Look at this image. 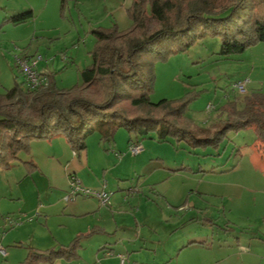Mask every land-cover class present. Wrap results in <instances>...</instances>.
I'll return each instance as SVG.
<instances>
[{
    "label": "crops",
    "instance_id": "crops-1",
    "mask_svg": "<svg viewBox=\"0 0 264 264\" xmlns=\"http://www.w3.org/2000/svg\"><path fill=\"white\" fill-rule=\"evenodd\" d=\"M132 1L74 0L67 7L75 9L78 17H85L94 29L116 25L127 30L131 22L126 10ZM233 62L232 71L239 76L237 81H248L247 94H264V43L244 51ZM62 139L63 136H56L32 141L25 163L35 169L27 168L20 181L12 179L14 191L0 195V204L6 208L0 213V247L5 244L7 248H3L5 255H0L3 259L0 264H19L26 257L27 252H19L20 246L16 245L21 231H31L28 236L31 242L66 246L63 242H71L92 230L95 233L82 241L78 260H59L53 264H118V254L126 255L136 264H264V159L259 151L264 146L256 144V137L239 145L237 151L232 150L231 168L226 169L219 161L213 166L198 167L196 174L201 185L197 186L192 202L187 190L178 201L168 200L163 194L161 201L166 204L163 209L150 206L137 212L132 208L140 204L138 198L130 195L126 199L119 193L123 188L120 189V175L115 171L125 165L123 160L117 161L118 165L110 162L106 152L111 142L108 147L98 145L91 159L88 148L75 154ZM70 173L79 177L84 187L96 190L102 188L105 178L107 189L113 180L115 186L109 203L103 206L95 197L66 203L65 180ZM173 175L185 178L180 173ZM223 175H231L232 182H219ZM57 180L61 185H57ZM57 189H62L63 195ZM151 209L158 210L157 219ZM5 216L19 219L20 225L16 229L7 227L3 222ZM221 222L250 236H245L244 241L221 242L219 236L215 240L212 235L203 234L206 225L219 228ZM189 224L200 225L201 230L191 235L182 233L181 229ZM89 247L92 259L81 255ZM107 251L111 256H104Z\"/></svg>",
    "mask_w": 264,
    "mask_h": 264
},
{
    "label": "trees",
    "instance_id": "trees-1",
    "mask_svg": "<svg viewBox=\"0 0 264 264\" xmlns=\"http://www.w3.org/2000/svg\"><path fill=\"white\" fill-rule=\"evenodd\" d=\"M74 0H60L63 12ZM131 26L96 28L91 64L80 72L81 86L58 89L53 74L49 85L30 91L24 83L0 94V168L8 169L28 154L34 140L63 136L75 154L87 148L86 138L97 134L101 141H113L124 129L129 143L155 133L156 139L184 141L192 148L217 150L229 131L253 129L264 146V94L253 92L222 108L225 120L206 129L197 128L185 117L188 101L150 102L154 74L144 57L164 60L172 53L188 50L198 38L210 32L220 38L219 56H236L264 43V0H133L126 10ZM32 11L5 18L14 26L33 20ZM155 26L149 30V23ZM201 26L200 32H197ZM155 46L163 51L153 52ZM155 50V49H154ZM156 54V55H155ZM264 159V147L260 150ZM29 171L35 166L24 163ZM88 234L76 236L68 245L53 249L30 248L19 264H53L79 259Z\"/></svg>",
    "mask_w": 264,
    "mask_h": 264
},
{
    "label": "rangeland",
    "instance_id": "rangeland-1",
    "mask_svg": "<svg viewBox=\"0 0 264 264\" xmlns=\"http://www.w3.org/2000/svg\"><path fill=\"white\" fill-rule=\"evenodd\" d=\"M27 11H32L33 20L17 26L3 23L5 18ZM77 14V11L70 6L61 12L59 0H0V94L11 89L15 84H23V76L14 59L15 56H40L41 61L36 70L40 73L53 74L58 89L70 90L81 86L80 72L91 64L90 52L95 47V38L92 34L94 28L89 21L85 17H78ZM154 26L155 23L150 21L148 29L152 30ZM119 29L124 28L119 26ZM200 30L201 26L198 27L197 32ZM220 45V38L209 32L204 37L198 38L186 51H179L173 46V52L164 60L158 58L153 60L152 56L144 57L145 61L152 65L154 74L150 102L156 104L162 100L188 101L185 117L200 129H206L212 124L225 120L222 108L227 103L236 102L237 107L242 108V100L247 95V89L243 94L232 89L239 77L232 71L233 61L238 55L222 58L219 56ZM154 49L153 52L163 51L161 46H155ZM207 105H210L208 110ZM250 130L253 129L227 132L217 150H213L209 144L205 149L192 148L184 141L177 142L173 138L160 142L156 139L155 133H152L145 138L137 139L135 144H140L142 151L136 156L129 153V148L135 144L128 142L132 137L124 129L116 132L113 141H101L97 134H93L86 138L85 142L91 159L96 154L98 145L108 147L111 142L112 146L107 148L106 152L110 162L118 165L117 161L123 160L125 165L115 171L120 175L118 180L120 189L123 188L119 193H122L121 195L126 199L130 195L138 198L140 204L132 208L137 212L140 208L145 209L150 206L163 209L166 206L161 201L163 194L168 200L170 198L172 201H178L180 194L187 190L189 202H192L197 186L201 185L196 174L198 167L200 169L206 167L203 166L204 164L213 166L219 161L226 165V169L231 168L232 150L237 151L239 145L256 137L254 131L250 132ZM62 140L65 141V138L63 137ZM256 144L259 145V142ZM19 158L20 161L13 162L8 169L0 168V195L12 193L14 191L12 179L20 181L25 175L27 166L24 163L29 157L22 153ZM37 161L40 159L38 158ZM189 168L191 170H187ZM172 171L180 173L185 178L174 176ZM77 179L83 185L80 178ZM106 181L107 178L102 180L105 184L104 191L111 194V189L115 186L112 184L114 182L110 181L112 183L107 189ZM8 182L10 185L6 186ZM65 182L66 195L69 188L68 179ZM219 182H232V176L223 175ZM56 183L61 185L60 180ZM206 184L208 183L205 182ZM89 189L98 191L96 188ZM57 191L63 195L62 189ZM80 198L84 197L78 196L76 199ZM5 209V206L0 204V213L6 211ZM151 213L157 219L158 210L151 209ZM218 225L219 228L206 225L202 229L203 234L209 237L212 235L215 240L219 236L221 242L244 241L245 236L247 238L250 236L248 233L232 230V225L223 222ZM159 227L162 228V225ZM181 230L182 233L191 235L201 228L200 225L189 224ZM29 233L31 231H21L20 237L17 236L19 238L16 245L20 246L19 252H28L29 248L45 250L59 246L57 242H31ZM240 235L243 239H240ZM34 239L37 240L38 236L35 235ZM63 243L68 245L70 242ZM2 245V248L7 249L5 244ZM81 255L92 259L91 248H84ZM104 256L109 257L105 253ZM2 261L3 259L0 258V262Z\"/></svg>",
    "mask_w": 264,
    "mask_h": 264
},
{
    "label": "built area",
    "instance_id": "built-area-1",
    "mask_svg": "<svg viewBox=\"0 0 264 264\" xmlns=\"http://www.w3.org/2000/svg\"><path fill=\"white\" fill-rule=\"evenodd\" d=\"M15 61L21 70V74L23 76V83L25 88L30 91H36L38 89H45L49 85V81L47 78V73H40L36 70L38 63L41 61V57H19L15 56ZM248 83L247 80L237 82L233 85V90L237 91L238 93H245L246 84ZM206 109H210V105H207ZM142 151V147L140 144H135L131 148H129V153L132 156L138 155ZM118 156V155H117ZM68 193L64 196V201L66 203H70L75 200L78 196L87 198V197H95L98 199L101 205L105 206L110 201L111 194L104 191L105 184H102V188L98 191L91 190L89 188L84 187L81 185L80 181L74 176H68ZM3 222L9 228L16 227L20 225L21 221L18 219H13L12 217L5 216L3 218ZM0 255H5V250L0 247ZM106 256H111L109 252H105ZM118 260V264H136L134 262H130L128 257L123 254H118L116 256Z\"/></svg>",
    "mask_w": 264,
    "mask_h": 264
}]
</instances>
